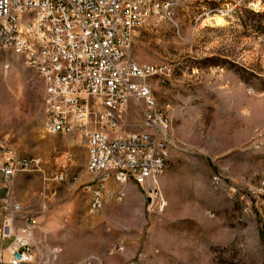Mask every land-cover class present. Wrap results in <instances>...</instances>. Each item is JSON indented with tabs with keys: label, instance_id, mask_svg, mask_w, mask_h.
I'll return each instance as SVG.
<instances>
[{
	"label": "rangeland",
	"instance_id": "rangeland-1",
	"mask_svg": "<svg viewBox=\"0 0 264 264\" xmlns=\"http://www.w3.org/2000/svg\"><path fill=\"white\" fill-rule=\"evenodd\" d=\"M213 14L222 25L205 21ZM128 53L164 68L146 84L170 121L165 168L121 202L106 200L119 211L72 224L78 255L67 264H264V0H176L170 18L135 32ZM43 97L35 70L0 50V141L38 157L46 177L66 172L59 186L83 204L90 175L73 182L86 171L85 140L45 130ZM144 107L129 101L113 129L142 131Z\"/></svg>",
	"mask_w": 264,
	"mask_h": 264
},
{
	"label": "built area",
	"instance_id": "built-area-1",
	"mask_svg": "<svg viewBox=\"0 0 264 264\" xmlns=\"http://www.w3.org/2000/svg\"><path fill=\"white\" fill-rule=\"evenodd\" d=\"M175 8L176 0H0V50L22 57L41 78L45 130L76 132L85 140L90 181L83 190L91 196L90 213L106 200L121 202L128 182L153 181L165 168L170 121L154 109L146 84L164 68L139 65L128 51L137 30L170 18ZM129 101L145 102L144 129L137 133L113 129ZM32 171L45 174L38 157L17 155L0 141V173L7 184L0 199V264L37 261V223L25 215L17 223L21 206L12 190L18 174ZM66 177L61 171L43 180Z\"/></svg>",
	"mask_w": 264,
	"mask_h": 264
},
{
	"label": "crops",
	"instance_id": "crops-1",
	"mask_svg": "<svg viewBox=\"0 0 264 264\" xmlns=\"http://www.w3.org/2000/svg\"><path fill=\"white\" fill-rule=\"evenodd\" d=\"M86 151L84 152V164L86 161ZM81 176L78 175L73 184L80 182V179L88 181V173L81 170ZM34 176L26 173L18 174L13 181L12 190L16 201L21 206V213L18 215L17 223L21 224L23 215L33 217L37 223V228L32 238V243L37 249V261H44L45 264H67L76 258V252H73L72 239L69 232L72 230V224L77 225L78 229L83 228L87 222L88 204L90 194L85 192L86 201L83 204H77L73 199V194H64L63 186L60 182H43L40 186L34 185ZM62 183V182H61ZM134 183L128 182L125 191L133 192ZM74 186H70V189ZM7 191V184L4 182L0 173V199ZM120 208L111 202H104L97 213L104 217L108 212H117ZM93 214V213H92ZM57 248L59 252L55 256H50L49 252ZM80 255V254H79ZM4 256L8 252L4 251Z\"/></svg>",
	"mask_w": 264,
	"mask_h": 264
},
{
	"label": "bare ground",
	"instance_id": "bare-ground-1",
	"mask_svg": "<svg viewBox=\"0 0 264 264\" xmlns=\"http://www.w3.org/2000/svg\"><path fill=\"white\" fill-rule=\"evenodd\" d=\"M205 21L208 22V24H213L214 26L222 25L224 22L222 14H213L211 16H207Z\"/></svg>",
	"mask_w": 264,
	"mask_h": 264
}]
</instances>
